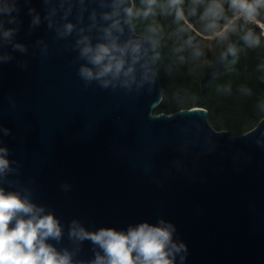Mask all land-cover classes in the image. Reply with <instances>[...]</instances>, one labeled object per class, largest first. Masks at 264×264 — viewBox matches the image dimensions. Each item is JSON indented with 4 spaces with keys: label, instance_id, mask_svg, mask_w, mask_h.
Returning a JSON list of instances; mask_svg holds the SVG:
<instances>
[{
    "label": "water",
    "instance_id": "obj_1",
    "mask_svg": "<svg viewBox=\"0 0 264 264\" xmlns=\"http://www.w3.org/2000/svg\"><path fill=\"white\" fill-rule=\"evenodd\" d=\"M5 3L16 10L0 14V189L59 221L60 240L47 243L91 264L103 251L72 238L73 222L88 232L171 225L185 246L174 264H264V117L233 135L201 106L154 114L157 47L132 19L120 39H141L150 79L138 65L130 87L86 85L77 40L96 43L112 0Z\"/></svg>",
    "mask_w": 264,
    "mask_h": 264
},
{
    "label": "clouds",
    "instance_id": "obj_2",
    "mask_svg": "<svg viewBox=\"0 0 264 264\" xmlns=\"http://www.w3.org/2000/svg\"><path fill=\"white\" fill-rule=\"evenodd\" d=\"M151 2L154 0H149ZM169 2L176 6L182 0ZM226 2L234 15L241 16L246 21H251L258 9H264V0ZM223 3L224 0H211L205 10V16L212 18L209 28L213 30L217 28L215 21L223 14ZM128 4L129 0H112V11L104 13L102 17L111 23L100 28L96 43L86 35L77 40L79 56L85 62L78 69V75L86 85L96 81L102 88H107L110 84L115 86L116 82H120L123 86L130 87L136 80L138 65L143 69V79H150L148 61L144 60L148 52L142 47L141 39H120L123 24L130 23L136 14L134 7L126 6ZM14 10L15 4H0V14H10ZM176 17H183L180 9H177ZM92 18L95 20V15ZM72 30L73 25L67 24L66 33H71ZM158 31L157 26H149L147 32L152 35L146 38L152 40ZM227 31L228 25H225L219 33L222 38ZM11 34L12 30L4 32L5 37ZM213 34L218 33L214 31ZM142 60L144 63H141ZM6 152V149L0 148V173L8 168V161L3 155ZM43 212V208L26 198L22 199L15 193L6 194L0 189V264H74L67 250L58 251L47 243L50 238L59 241L62 230L59 221L52 214H42ZM173 231L171 225L161 227L141 223L129 228L126 233L111 228L88 232L73 222L70 236L80 241L90 240L102 249L103 255L97 253L91 264H174L173 251L179 252L185 246L172 243Z\"/></svg>",
    "mask_w": 264,
    "mask_h": 264
},
{
    "label": "trees",
    "instance_id": "obj_3",
    "mask_svg": "<svg viewBox=\"0 0 264 264\" xmlns=\"http://www.w3.org/2000/svg\"><path fill=\"white\" fill-rule=\"evenodd\" d=\"M133 1L136 32L150 36L149 26L159 29L153 39L164 97L153 113L201 106L218 130L239 135L253 129L264 117V34L259 24L243 17L233 21L224 37L229 44L215 55L203 40L232 19L226 0L215 30L209 28L212 18L205 16L203 0H182L176 6L169 0ZM177 9L183 13L181 19L176 17ZM255 17L264 22L258 11ZM209 58L212 63L201 64Z\"/></svg>",
    "mask_w": 264,
    "mask_h": 264
},
{
    "label": "rangeland",
    "instance_id": "obj_4",
    "mask_svg": "<svg viewBox=\"0 0 264 264\" xmlns=\"http://www.w3.org/2000/svg\"><path fill=\"white\" fill-rule=\"evenodd\" d=\"M203 2H204L205 8L207 9L208 5L211 3V0H203ZM230 11L233 15L232 19L229 21L231 23L224 24L220 29L215 30V32L218 33L216 35H214L213 32L210 35H204L203 46L213 50L215 52V55H218L219 53L223 52V50L229 44L230 39H224V37L228 34L229 30H231V28L233 27V21H238L241 18V16L234 15L231 9ZM257 11L259 12L260 15L264 17V9H258ZM251 21L258 23L259 26L262 28L263 34H264V27L258 22V19L254 17ZM225 25H228V31L225 34H223V38H222V36L219 33L225 27ZM139 34L149 36L146 33H139ZM152 40H154L155 44L157 45V41L153 38ZM210 63H212L211 58L203 60L201 64L207 65Z\"/></svg>",
    "mask_w": 264,
    "mask_h": 264
},
{
    "label": "bare ground",
    "instance_id": "obj_5",
    "mask_svg": "<svg viewBox=\"0 0 264 264\" xmlns=\"http://www.w3.org/2000/svg\"><path fill=\"white\" fill-rule=\"evenodd\" d=\"M258 22L264 27V22L258 20Z\"/></svg>",
    "mask_w": 264,
    "mask_h": 264
}]
</instances>
